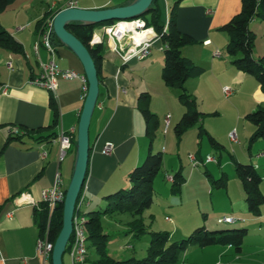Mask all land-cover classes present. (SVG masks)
I'll list each match as a JSON object with an SVG mask.
<instances>
[{
    "label": "crops",
    "instance_id": "crops-1",
    "mask_svg": "<svg viewBox=\"0 0 264 264\" xmlns=\"http://www.w3.org/2000/svg\"><path fill=\"white\" fill-rule=\"evenodd\" d=\"M69 1L66 0L62 5L54 2L52 7H42L37 13L38 18H34L30 10H17L13 21H9L10 6L0 13L1 25L24 49L22 54L0 49V153L3 151L0 156V264H52V257L44 261L38 252L36 211H40L38 206L41 205V191L52 186L57 172L61 173L66 185L72 178L76 152L72 147L65 160L59 163V147L54 139L63 131L71 133L73 140H77L88 90H85L84 84L78 79L59 80L54 98L59 111V125L51 128L54 114L50 102L53 95L30 84V81L40 74V61L46 63L53 58L44 47L39 50L40 61L35 54L34 44L41 33V27L37 23L47 12L65 9ZM75 1L79 8L106 9L125 6L133 0ZM160 1L165 29L167 30L171 11L177 4L175 12L179 31L196 41L194 45L182 48L185 58L204 69L200 79H190L194 80L192 85L196 80H200L197 81L200 83L202 77L224 78L221 84L223 89L231 85L238 89L237 93L234 91L236 95L229 97L234 98V101L247 90L251 96L248 101L250 104H247V112H239L240 117L263 107L264 95L257 80L238 69L232 64V58L223 54V51L226 52L229 36L221 28L241 13L242 0ZM104 28L94 31L92 45L103 41L107 44ZM250 29L257 36V29L264 30V22L255 20L250 24ZM54 47V59L60 69L85 74L83 65L72 51L57 43ZM163 51L161 38H153L150 57L125 63L107 44L102 61L100 95L90 126V161L84 188L89 203L84 209L89 213L105 209L108 204L107 196L128 189L131 186L130 172L141 165L148 154L150 139L146 133L139 99L142 93L150 94L149 104L154 95H159L168 103L173 99V88L165 85L162 80ZM218 52L220 56L216 55ZM253 55L259 59L260 51L256 40ZM9 61L13 62V71L7 67ZM4 88H7V93H2ZM259 93L263 98L261 106L256 104ZM223 95L225 96L224 93ZM148 108L150 109V105ZM168 111H172L170 104ZM170 115L169 124L166 123V116L163 119L167 136L173 125V115ZM53 133L55 137L48 138ZM230 133L229 140L233 143ZM11 135H17L20 139L10 142L3 150ZM238 143H241L239 136ZM107 144L114 146L109 155L103 153ZM45 152L47 157L43 158ZM196 157L204 161L201 155L197 154ZM251 157L248 163L254 165L260 175L259 172L264 168V153L259 152ZM169 176L171 175H167Z\"/></svg>",
    "mask_w": 264,
    "mask_h": 264
},
{
    "label": "rangeland",
    "instance_id": "rangeland-1",
    "mask_svg": "<svg viewBox=\"0 0 264 264\" xmlns=\"http://www.w3.org/2000/svg\"><path fill=\"white\" fill-rule=\"evenodd\" d=\"M32 1L34 2L31 3ZM65 1L15 0L8 8L9 21H13L14 12L17 10H30L32 16L38 18L37 13L42 7H52L54 2L62 5ZM30 6L33 7L30 8ZM36 22L37 19L33 23L34 27ZM257 30L259 33L256 36V46L260 51L259 58H262L264 30ZM223 54L229 57L224 51ZM224 80L219 77H202L200 83L197 82L200 80H196V83L192 85L194 80H190L186 84L188 92L197 100L198 110L205 115L202 120L204 122L201 121L187 130L182 137H179L175 130L185 112L179 100V90L173 88V99L170 103L159 95H154L153 101L149 104V110L157 116L158 121L153 141L154 152L157 150L163 152L164 161L162 169L153 182V203L143 215L144 224L148 226L147 231L167 232L170 234V242L187 239L201 227L209 231L232 229L248 231L241 252L227 245L202 247L199 244H189L187 249L179 254L174 264H264V204L261 206L260 216L249 212L233 162L235 159L242 164H249L248 160L252 158L251 156L259 152L264 153V137L251 142L256 133L255 126L245 119L247 113L240 117L239 112H247V104H250L249 92L245 90L236 101L234 98L226 99L221 86ZM230 87L237 93V87L232 85ZM235 93L233 95H236ZM262 99L259 93V102L256 100L257 106H261ZM169 104L172 111H168ZM168 113L173 115V125L167 136L165 133L167 129L165 131V126L163 128V119ZM200 126L225 149L214 148L206 135L200 137ZM233 131H236L240 137V144L238 139L235 142L238 144L230 142L229 133ZM197 154L204 159L213 157L217 162L194 166L190 156ZM178 171H181L185 181L180 193H175L167 175L173 177ZM259 173L264 177V168ZM223 175L227 178V187L216 188L213 182ZM68 185L69 183L66 186ZM260 187L264 195V180ZM82 216L88 219L89 212L84 209ZM228 216L234 218L236 222L219 223V219ZM132 220L130 213L102 217L104 232L110 236L107 251L116 259L125 260L133 257L143 259L147 256L150 234L136 237L135 232L130 233ZM130 246H133V249ZM95 259V252L90 251L87 264H94ZM63 261L64 264H71L68 254L64 256Z\"/></svg>",
    "mask_w": 264,
    "mask_h": 264
},
{
    "label": "trees",
    "instance_id": "trees-1",
    "mask_svg": "<svg viewBox=\"0 0 264 264\" xmlns=\"http://www.w3.org/2000/svg\"><path fill=\"white\" fill-rule=\"evenodd\" d=\"M15 0H0V13L6 10ZM242 11L231 19L221 30L228 34L229 41L226 46V53L232 58V64L245 74L254 77L260 85L264 95V57L256 59L253 55L255 48L256 35L251 31L250 24L259 20L264 22V0H242ZM176 7H173L167 30L163 21V10L160 0H154L147 14L142 19L147 27H152L161 38L164 45V66L162 69V80L168 87L179 90V100L185 108V112L177 123L175 130L179 137L190 128L198 125L203 120L204 113L198 110L197 100L191 95L186 83L203 74L204 69L192 60L182 55V48L191 46L196 41L187 34L181 33L176 22ZM56 12H47L44 17L38 21V26L49 18L56 15ZM116 21H109L91 26H85L80 23H71L67 26L69 32L75 35L89 50L97 71L99 81H102V61L107 50L106 41L92 45L94 31L100 27H106L114 24ZM53 43L64 46L53 33ZM0 49L22 54L23 45L10 34L0 23ZM140 111L146 123V133L150 139L148 154L141 165L134 168L129 174L131 186L128 189H122L106 197L108 204L104 210L89 213L88 219L85 217V224L88 230L89 252H95L96 259L94 264H174L181 252L185 251L189 244H199L202 247L213 245H227L235 247L237 252L242 251V244L247 229H232L221 231H209L205 227L196 229L187 239L170 242V234L167 232L147 231L148 226L144 224V212L149 209L153 203V182L158 172L163 167V152L153 151V141L157 130V116L149 108L150 94L142 93L139 99ZM50 106L53 110L54 120L51 128L59 125V111L54 97L51 98ZM245 119L256 126L255 139L264 137V107H259L256 111L246 115ZM206 135L211 145L216 149H225L213 136H211L202 126L199 127V136ZM55 137V133L48 138ZM17 135H11L3 150L14 140H19ZM77 140H73V149L76 152ZM3 152V151H2ZM0 153V156L2 154ZM237 177L241 183L245 202L248 210L255 216H260L261 206L264 204V195L261 191L262 177L258 174L255 166L252 164H242L233 159ZM88 176V171H87ZM185 178L181 171L173 176L172 190L180 193ZM219 189L227 187V178L223 175L220 179L213 182ZM84 211V210H83ZM84 213V212H83ZM130 213L133 220L130 223V233L136 237L143 234H150V243L147 256L143 259L135 257L125 260H119L112 257L107 251V245L110 236L104 232L102 217H114ZM64 203L56 210L50 228L48 229V238L55 244L63 228ZM47 213L44 205L41 211H36V223L39 229V236L46 233ZM66 252L68 254L70 241ZM64 258V257H63ZM89 260V259H88ZM52 262V259H51ZM64 262V261H63Z\"/></svg>",
    "mask_w": 264,
    "mask_h": 264
},
{
    "label": "built area",
    "instance_id": "built-area-1",
    "mask_svg": "<svg viewBox=\"0 0 264 264\" xmlns=\"http://www.w3.org/2000/svg\"><path fill=\"white\" fill-rule=\"evenodd\" d=\"M77 7V1L70 0L66 8ZM54 17H49L41 26V33L38 40L34 44V51L37 55L39 61V50L40 47L46 48L53 58L49 62L40 61V74L30 81V84L37 86L47 92H49L53 97H56V92L58 89V82L60 79L74 80L78 79L84 84L85 90H88L87 77L83 73H79L75 70H62L58 66L55 56V47L53 43V33H54ZM166 31V29H165ZM105 37L107 39V44L111 51L117 53L120 58L125 62L129 63L133 59L144 60L152 55L153 50V38H160L153 28H147L146 22L140 18L131 21H117L110 26L104 28ZM93 43V42H92ZM220 56L218 52L216 54ZM7 67L10 71L14 70V65L12 61L7 63ZM224 94L227 98L234 94V90L227 86L223 89ZM2 93H7V88L2 90ZM171 115L166 116V123L169 124ZM230 139L232 142H237L238 135L236 131L230 133ZM54 142L58 144V162L61 163L65 160L68 151L73 146V138L71 133L61 132L59 136L54 139ZM114 150L112 144H107L104 149V154H111ZM47 157V153H43V158ZM191 161L194 166L205 165L213 162H217L213 157H207L204 161L198 160L196 156H190ZM168 180L173 182V177L169 176ZM85 188V187H84ZM67 186L60 172H57L54 177L53 184L50 188L41 191V205L38 209L42 210V205L46 209V233L43 236H39L38 239V252L43 257L44 261H48L52 257L54 243L48 238V229L53 220V216L57 208L64 203L66 197ZM88 199L82 191L81 197L79 198L75 218L73 221V232L72 239L70 241V247L68 251V256L70 258L71 264H85L89 258V239L88 230L85 224V218L83 215V210L86 205H88ZM236 220L232 217H225L219 219V223L233 224ZM132 248V246H130Z\"/></svg>",
    "mask_w": 264,
    "mask_h": 264
},
{
    "label": "water",
    "instance_id": "water-1",
    "mask_svg": "<svg viewBox=\"0 0 264 264\" xmlns=\"http://www.w3.org/2000/svg\"><path fill=\"white\" fill-rule=\"evenodd\" d=\"M154 0H133L125 6L106 9L65 8L54 17V33L60 42L72 51L83 65L88 81V92L78 128L74 171L64 200L63 228L54 244L52 264H64L63 257L73 232V221L79 198L87 181L90 161V126L100 95V81L95 62L86 46L67 26L80 23L85 26L109 21H131L148 13Z\"/></svg>",
    "mask_w": 264,
    "mask_h": 264
}]
</instances>
